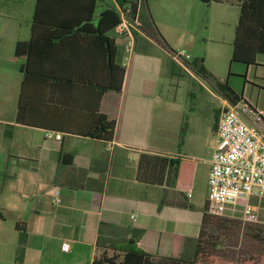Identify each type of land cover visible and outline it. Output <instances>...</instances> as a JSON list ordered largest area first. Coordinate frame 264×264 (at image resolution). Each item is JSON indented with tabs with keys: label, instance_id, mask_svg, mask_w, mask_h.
I'll return each mask as SVG.
<instances>
[{
	"label": "crops",
	"instance_id": "crops-1",
	"mask_svg": "<svg viewBox=\"0 0 264 264\" xmlns=\"http://www.w3.org/2000/svg\"><path fill=\"white\" fill-rule=\"evenodd\" d=\"M212 1L237 4L240 14L242 0ZM109 3L119 4L98 0L94 23ZM35 6L36 0H0V264H92L103 251L123 252L133 240L152 253L192 256L209 200L217 124L212 136L182 134L183 112L157 91L161 76H175L167 68L170 51L152 39L136 43L125 65L124 39L114 29L108 34L116 41L115 59L125 67L121 92L101 95L94 83L54 80L106 78L108 66L106 43L93 33L55 39L33 53L37 72L26 99L31 121H20L26 59L15 56V48L31 38ZM263 68L259 52L246 79L254 72L264 80ZM249 83L243 97L253 111L245 116L264 121V103L248 97ZM221 97L218 110L230 102ZM99 112L115 120L110 140L89 134ZM48 130L62 137H48ZM55 188L60 205L53 203Z\"/></svg>",
	"mask_w": 264,
	"mask_h": 264
},
{
	"label": "trees",
	"instance_id": "trees-1",
	"mask_svg": "<svg viewBox=\"0 0 264 264\" xmlns=\"http://www.w3.org/2000/svg\"><path fill=\"white\" fill-rule=\"evenodd\" d=\"M120 5L133 0H117ZM209 5L212 0H201ZM98 0H36L33 16L32 35L28 41H18L15 48V56L25 58L26 61L20 65L23 72L22 87L19 98V120L31 121L26 112V99L28 98V87L35 78L37 72L33 68L32 56L38 45L46 42L55 43V39L61 41L69 37L80 36L82 39L90 37L93 33L97 40L106 43L108 55V66L106 78L69 79L55 77L54 80L74 81L84 80L94 83L102 95L106 91L121 92L123 87V77L125 67L115 59L117 47L114 37L108 33L114 29L120 21V12L115 5L109 3L98 15V20L94 23ZM143 1L140 12V30L135 31L137 45L146 46L147 41L152 39L163 46L167 40L160 32L155 23L150 9ZM171 53L167 61L168 72L171 75L181 76L182 65L173 57L174 48L165 46ZM48 50L49 47H39ZM264 52V0H242L240 3V14L238 24L235 29L233 40L232 61H239L247 67L256 63L257 54ZM186 63L195 69L203 77L209 78L218 92L226 97L231 104L245 102L243 89L237 90L229 83V80L221 79L213 74L204 64V56L186 60ZM231 68H229V74ZM246 81V72L240 74ZM221 110H216L215 125L220 117ZM96 125L89 131V134L104 139H112L114 135L115 120L109 118L107 114L99 112L96 114ZM264 123V121H262ZM205 205L203 216V227L201 236L198 238L194 254L190 257L179 254L161 255L145 250L138 245L135 240L132 244L121 249L123 252H115L109 255L103 251L99 257L93 260L92 264H264V256H241L235 258L228 256V252L215 249L212 245L202 241L205 225L215 220V214L208 210L209 203ZM219 218V217H217ZM219 220V219H218Z\"/></svg>",
	"mask_w": 264,
	"mask_h": 264
},
{
	"label": "rangeland",
	"instance_id": "rangeland-1",
	"mask_svg": "<svg viewBox=\"0 0 264 264\" xmlns=\"http://www.w3.org/2000/svg\"><path fill=\"white\" fill-rule=\"evenodd\" d=\"M144 2L162 35H168L165 37V46L175 50L185 48L191 55L189 60L204 56L205 66L217 77L227 78L237 90L241 91L251 81L248 84V97L254 101L259 97V102L264 103V80L250 72L252 79L244 81L240 74L246 72L245 64L231 62L239 15L237 4L212 1L206 5L201 0ZM182 73L172 79L161 76L157 84L158 94L166 100L175 101L183 112L185 122L182 134L189 130L212 136L216 110L223 105L221 94L209 78L203 77L188 64L187 68L182 67ZM232 105L229 102L225 108ZM244 118L247 120L245 115ZM250 122L264 127L262 121ZM209 211L216 218L214 222L205 225L202 241L215 249L227 251L228 256L233 258L237 255L264 256V195H249L236 205L213 201Z\"/></svg>",
	"mask_w": 264,
	"mask_h": 264
},
{
	"label": "built area",
	"instance_id": "built-area-1",
	"mask_svg": "<svg viewBox=\"0 0 264 264\" xmlns=\"http://www.w3.org/2000/svg\"><path fill=\"white\" fill-rule=\"evenodd\" d=\"M144 0H133L118 4L120 21L114 27L117 36L124 39V64H129L135 49V31L140 30V12ZM173 57L185 68L191 55L185 48L173 52ZM253 111L246 102H241L221 110L217 122L214 151L208 176L209 205L213 201L219 204L236 205L249 195H264V127L245 120L244 115ZM48 137H62L61 132L48 130ZM53 203L60 205L63 197L59 188L53 190ZM136 219V214H131ZM64 250L70 249V243H62Z\"/></svg>",
	"mask_w": 264,
	"mask_h": 264
}]
</instances>
